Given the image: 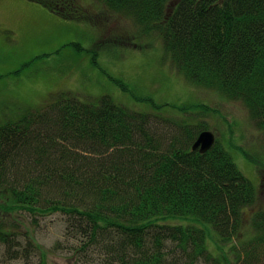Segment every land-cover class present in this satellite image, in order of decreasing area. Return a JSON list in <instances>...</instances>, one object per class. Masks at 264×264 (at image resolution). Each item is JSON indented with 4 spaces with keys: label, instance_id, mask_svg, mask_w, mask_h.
I'll use <instances>...</instances> for the list:
<instances>
[{
    "label": "trees",
    "instance_id": "trees-1",
    "mask_svg": "<svg viewBox=\"0 0 264 264\" xmlns=\"http://www.w3.org/2000/svg\"><path fill=\"white\" fill-rule=\"evenodd\" d=\"M31 1L67 20L88 16L77 0ZM95 1L156 33L188 84L243 104L264 134V0ZM41 104L0 126L3 264L59 253L68 264H264V209L245 218L256 186L220 141L193 150L204 122L108 95ZM54 216L62 238L48 248L38 236Z\"/></svg>",
    "mask_w": 264,
    "mask_h": 264
},
{
    "label": "rangeland",
    "instance_id": "rangeland-1",
    "mask_svg": "<svg viewBox=\"0 0 264 264\" xmlns=\"http://www.w3.org/2000/svg\"><path fill=\"white\" fill-rule=\"evenodd\" d=\"M77 2L87 18L67 20L31 0H0V126L62 93L83 100L108 95L134 111L202 121L256 186L257 203L246 210L245 218L264 209V170L248 159L264 163V134L245 106L188 84L156 33H144L129 17L95 0ZM41 228L39 243L48 248L62 238L57 216L42 222ZM1 254L0 249L3 264ZM49 262L68 264V256L50 254Z\"/></svg>",
    "mask_w": 264,
    "mask_h": 264
},
{
    "label": "water",
    "instance_id": "water-1",
    "mask_svg": "<svg viewBox=\"0 0 264 264\" xmlns=\"http://www.w3.org/2000/svg\"><path fill=\"white\" fill-rule=\"evenodd\" d=\"M216 136L212 131L201 132L193 145V150H198L201 154L207 153L215 144Z\"/></svg>",
    "mask_w": 264,
    "mask_h": 264
}]
</instances>
